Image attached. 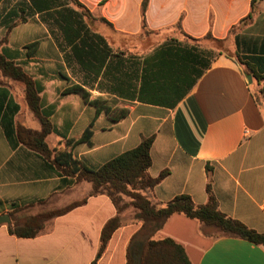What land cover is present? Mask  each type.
<instances>
[{"label":"crops","instance_id":"1","mask_svg":"<svg viewBox=\"0 0 264 264\" xmlns=\"http://www.w3.org/2000/svg\"><path fill=\"white\" fill-rule=\"evenodd\" d=\"M79 1L95 18L107 21L95 24L87 19L86 23L106 39L113 54L137 57L140 73L144 61L152 59L150 66L158 65L152 57L164 55L172 76L160 79L161 85L191 89L174 108H167L111 91L112 74L118 76L114 70L106 78L86 80L75 62H67L69 49L59 48L41 14L7 28L8 13L14 11L12 20L18 22L20 8L28 0L9 4L2 0L0 52L35 83L41 111L53 131L45 140L52 151L49 158L17 141L19 126L33 131L42 126L27 103L25 84L6 79L0 86V215H23L71 192L72 199L63 203L83 198L86 202L55 218L35 238H19L9 232V225H1L0 264H127L129 244L143 233V223L123 222L99 256L102 229L118 215L116 206L107 195H91L92 184L65 173L66 167H59L55 158L71 153L87 168L97 170L149 137L154 138L150 176L167 172L151 192L154 202L166 204L186 194L197 206L207 204L211 168L219 210L264 233V81L254 79L236 59L239 55L264 60V0L248 20L251 0H150L145 13L144 0ZM208 34L217 41L206 39ZM207 42L226 45L231 51L219 47L214 55L206 53L203 48L212 49L204 45ZM204 64L208 68L196 81V70ZM119 72L124 86L132 83L125 76L131 72L126 62ZM147 84L152 86L154 81L148 79ZM74 86L84 88L89 101L128 109V116L119 122L105 113L97 116V109L81 95L68 92ZM87 130L92 132L90 144L71 149L68 143ZM211 229L175 214L154 239L173 240L191 264H264V246L221 237Z\"/></svg>","mask_w":264,"mask_h":264},{"label":"trees","instance_id":"2","mask_svg":"<svg viewBox=\"0 0 264 264\" xmlns=\"http://www.w3.org/2000/svg\"><path fill=\"white\" fill-rule=\"evenodd\" d=\"M149 1H143V13H145ZM261 1L251 0L252 11L246 20L252 19V14ZM28 3L22 4L25 7L20 8L21 16L18 22L14 23L12 20V17L16 15L14 11L8 13L7 28L10 30L16 24L24 23L33 14H41L42 20L49 27L59 48L62 51L69 49V53L66 55L67 62L69 64L75 62L84 73L86 80L96 81L100 77L106 78L112 73L110 71L114 70L118 76L112 74L114 87H111V91L121 95L125 94L127 98L132 100L153 103L167 108H174L190 91L191 88H173L161 85L163 83L159 82L160 79L164 77L167 79L172 76L171 67L164 55L152 57L153 60L159 61L158 65L150 66L152 59L144 61L143 71L140 73V63L137 57L132 56L129 59H123L121 55L113 54L106 39L92 31L86 23V18H96L79 0H65V2L61 0H28ZM100 20L107 23L103 18ZM143 29L149 33L146 24H144ZM206 39L217 41L211 34H208ZM36 46L37 44L32 45V47ZM236 59L238 63L247 67L254 79L258 82L264 81V60L243 58L239 55ZM198 61L199 58L197 63ZM125 62L131 70L130 73L126 72L125 76L132 80V83L126 86L119 78L122 77V75L119 76V68ZM207 68V64L203 65L202 70L197 68L196 81ZM3 78L25 84L27 103L39 118L42 126L40 131L19 126L16 133L17 141L49 158L52 151L45 140L52 133L53 126L41 111L42 106L35 83L22 67L0 52V86L3 85ZM148 79L150 82L154 81L152 86L147 84ZM68 92L81 95L85 103L97 109V116L105 113L113 122H119L129 114L128 109L105 106L99 100L89 101V93L80 86H74ZM261 94L264 96V87L261 89ZM91 137L92 132L87 130L81 138L70 141L68 145L72 149L78 144H90ZM153 143V137L144 138L136 148L113 158L97 170L87 168L75 160L71 153H61L55 158V163L59 167H66V170H63L65 173L77 175L79 182L88 181L92 184L91 195H107L116 206L118 215L109 220L102 229L99 256L105 252L113 234L123 227L119 213L126 206V204L121 206L124 197L131 198L132 206L137 210L135 218L143 223V233H137L129 244L127 264H191L184 249L173 240L154 239V235L175 214L184 215L206 227L213 228L218 236L239 238L255 245L264 246V233L248 228L242 222L226 216L219 210L218 202L212 191L211 168H208L207 204L197 206L192 198L186 194L176 196L166 204L154 202L151 192L166 177L167 172L161 173L157 178H152L149 174ZM85 202L86 198L69 207L41 214L22 225L13 222L8 226L9 232L19 238H35L44 231V221L63 216L82 206ZM13 214L14 212L10 213L11 218ZM93 264H96V261Z\"/></svg>","mask_w":264,"mask_h":264},{"label":"rangeland","instance_id":"3","mask_svg":"<svg viewBox=\"0 0 264 264\" xmlns=\"http://www.w3.org/2000/svg\"><path fill=\"white\" fill-rule=\"evenodd\" d=\"M12 1H20V0H9V2L7 4L11 3ZM86 20H87V18H86ZM88 20H93L95 24H96V22H102L99 18L88 19ZM204 45L206 47H208V48H212L211 50L210 49L206 50L205 48H203L206 53L210 52V53H212V55L217 53V49L219 47H223L222 49H224L228 53H230V51H231L229 48L227 49L226 45L220 46V44H215V43H212V42L204 43ZM2 80L4 82L6 79L3 78ZM81 182H83V181H81ZM67 195L68 196L65 199H72V196H74V193L71 192V193H69ZM65 199L62 196L60 198H58V199L55 198L52 201H50L49 203H47L45 206H38V207H36L35 209H33L31 211H28L26 213L23 212V215H16L18 212H16V213L14 212V214L12 215V219L14 220V222H17L20 225H22V224H24V222L31 221V219L36 218V217H38L41 214H44V213L49 212V211L59 210V209H63V208L69 207V206H71V205H73L75 203L81 202L85 198L63 203V202H65ZM131 202H132L131 198L124 197V200L121 203V206H123V204H126V206L119 213V216H120L122 222H125V223L139 222L135 218V216L137 214V210L134 208V206H132ZM54 219L55 218L49 219L47 221H44V225H43L44 226V231L43 232L47 231L49 225L52 223V221ZM211 230L213 232H215L214 229H211Z\"/></svg>","mask_w":264,"mask_h":264},{"label":"water","instance_id":"4","mask_svg":"<svg viewBox=\"0 0 264 264\" xmlns=\"http://www.w3.org/2000/svg\"><path fill=\"white\" fill-rule=\"evenodd\" d=\"M252 77H248V81L252 82ZM12 223L11 216L9 214L0 215V226L1 225H10Z\"/></svg>","mask_w":264,"mask_h":264}]
</instances>
